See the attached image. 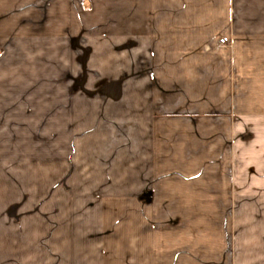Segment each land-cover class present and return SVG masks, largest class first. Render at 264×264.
<instances>
[{
    "label": "crops",
    "instance_id": "obj_1",
    "mask_svg": "<svg viewBox=\"0 0 264 264\" xmlns=\"http://www.w3.org/2000/svg\"><path fill=\"white\" fill-rule=\"evenodd\" d=\"M89 52L144 157L136 135L125 181L66 194L47 234L0 175V264H264V0H0V130L10 74Z\"/></svg>",
    "mask_w": 264,
    "mask_h": 264
},
{
    "label": "rangeland",
    "instance_id": "obj_2",
    "mask_svg": "<svg viewBox=\"0 0 264 264\" xmlns=\"http://www.w3.org/2000/svg\"><path fill=\"white\" fill-rule=\"evenodd\" d=\"M87 55L89 72L77 62L80 54L74 53L70 76L60 67H52L50 77L46 70L44 78L10 74L9 103L15 106L9 107L8 123L0 130V175L8 173L4 182H8L10 207L19 202L40 207L42 234L49 227L48 213L52 225L65 216L61 205L72 197L66 194L77 196L85 193L80 189H93L97 184L105 188L122 184V177L134 165L130 141L138 135L137 144L141 140L144 146V132L128 129L129 100L110 98L114 84L107 83V69L105 78L103 68L98 75L97 53ZM106 56L111 59L113 54ZM121 58L127 59L128 53ZM16 214L10 212L12 230L16 229L12 225Z\"/></svg>",
    "mask_w": 264,
    "mask_h": 264
}]
</instances>
